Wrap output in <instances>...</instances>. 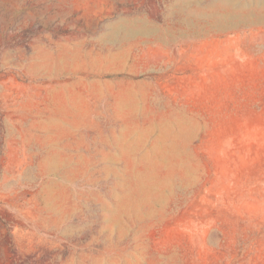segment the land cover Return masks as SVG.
Segmentation results:
<instances>
[{"label": "rangeland", "instance_id": "rangeland-1", "mask_svg": "<svg viewBox=\"0 0 264 264\" xmlns=\"http://www.w3.org/2000/svg\"><path fill=\"white\" fill-rule=\"evenodd\" d=\"M0 264H264V0H0Z\"/></svg>", "mask_w": 264, "mask_h": 264}]
</instances>
